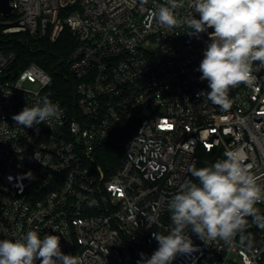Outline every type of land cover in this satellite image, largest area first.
I'll list each match as a JSON object with an SVG mask.
<instances>
[{
	"label": "built area",
	"instance_id": "1",
	"mask_svg": "<svg viewBox=\"0 0 264 264\" xmlns=\"http://www.w3.org/2000/svg\"><path fill=\"white\" fill-rule=\"evenodd\" d=\"M8 2L1 35L55 42L68 28L76 46L66 103L49 95L52 79L43 69L15 67L16 56L0 46V239L36 230L41 238L59 235L61 251L80 264H137L141 253L150 258L158 249L152 234L172 227L170 200L190 180L198 149L219 160L239 151L264 186V70L253 86L230 90L229 109L212 104L197 69L213 29L193 36L183 24L161 27L151 17L164 0ZM191 11L177 9L181 20ZM45 97L61 117L16 126L12 116ZM119 130L128 136L122 157L105 169L101 148ZM256 207L264 214V202ZM247 231L252 252L206 245L189 230L196 250L172 264H245L249 257L264 264V229Z\"/></svg>",
	"mask_w": 264,
	"mask_h": 264
},
{
	"label": "clouds",
	"instance_id": "2",
	"mask_svg": "<svg viewBox=\"0 0 264 264\" xmlns=\"http://www.w3.org/2000/svg\"><path fill=\"white\" fill-rule=\"evenodd\" d=\"M185 4L192 11L181 20L177 9ZM151 18L167 29L186 25L193 36L213 29L197 70L202 73L200 79L208 82L207 99L223 110L231 107V89L253 86L256 74L264 70V0H164ZM61 115L60 106L45 97L12 119L16 126L33 128ZM224 156L211 166H190L197 182L186 180L179 186L169 204L172 227L167 234H152L159 247L150 258L141 253L137 264H172L178 254L195 251L189 230L206 245L223 243L229 250L239 245L252 252L254 242L247 230L251 224L264 229V214L256 207L264 202V186L243 163L239 151H226ZM37 260L40 264H80L77 256L61 251L59 235L41 238L38 231L29 230L20 238L0 239V264H36ZM253 260L249 257L245 264Z\"/></svg>",
	"mask_w": 264,
	"mask_h": 264
},
{
	"label": "trees",
	"instance_id": "3",
	"mask_svg": "<svg viewBox=\"0 0 264 264\" xmlns=\"http://www.w3.org/2000/svg\"><path fill=\"white\" fill-rule=\"evenodd\" d=\"M0 46L16 56L15 67H24L36 64L52 79L48 93L53 98L68 102L73 100V79L68 71V56L76 46V39L68 28H65L60 37L51 42L47 38L32 37L28 33L10 35L0 34ZM128 136L122 130L115 133L101 148L99 162L105 169L108 166H117L123 154V147ZM196 167L211 166L222 155L216 152L208 153L197 150ZM190 180L195 181L194 177Z\"/></svg>",
	"mask_w": 264,
	"mask_h": 264
},
{
	"label": "water",
	"instance_id": "4",
	"mask_svg": "<svg viewBox=\"0 0 264 264\" xmlns=\"http://www.w3.org/2000/svg\"><path fill=\"white\" fill-rule=\"evenodd\" d=\"M11 8L9 6L8 0H0V13L3 15H9Z\"/></svg>",
	"mask_w": 264,
	"mask_h": 264
},
{
	"label": "rangeland",
	"instance_id": "5",
	"mask_svg": "<svg viewBox=\"0 0 264 264\" xmlns=\"http://www.w3.org/2000/svg\"><path fill=\"white\" fill-rule=\"evenodd\" d=\"M27 87H29V88H34V86H33V85H27Z\"/></svg>",
	"mask_w": 264,
	"mask_h": 264
}]
</instances>
